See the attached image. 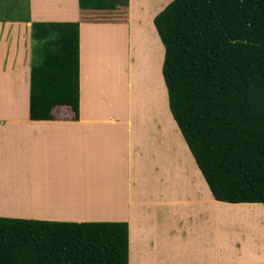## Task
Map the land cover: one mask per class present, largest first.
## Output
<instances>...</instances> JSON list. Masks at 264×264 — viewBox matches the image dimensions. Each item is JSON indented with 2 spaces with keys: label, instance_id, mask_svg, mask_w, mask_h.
<instances>
[{
  "label": "crops",
  "instance_id": "1",
  "mask_svg": "<svg viewBox=\"0 0 264 264\" xmlns=\"http://www.w3.org/2000/svg\"><path fill=\"white\" fill-rule=\"evenodd\" d=\"M27 1L24 21L0 0V216L127 221L128 264H264V202L216 200L169 124L153 18L171 0ZM32 21L76 39L77 109L51 120L29 118Z\"/></svg>",
  "mask_w": 264,
  "mask_h": 264
},
{
  "label": "trees",
  "instance_id": "2",
  "mask_svg": "<svg viewBox=\"0 0 264 264\" xmlns=\"http://www.w3.org/2000/svg\"><path fill=\"white\" fill-rule=\"evenodd\" d=\"M153 22L169 111L211 194L264 202V0H171ZM71 25L31 22L32 120L77 109ZM128 245L127 221L0 216V264H128Z\"/></svg>",
  "mask_w": 264,
  "mask_h": 264
},
{
  "label": "rangeland",
  "instance_id": "3",
  "mask_svg": "<svg viewBox=\"0 0 264 264\" xmlns=\"http://www.w3.org/2000/svg\"><path fill=\"white\" fill-rule=\"evenodd\" d=\"M25 2H24V4H23V6L25 7V5H26V0H24ZM29 12V11H28ZM6 13V15L8 16L10 13H11V11H6L5 12ZM12 13H14L13 11H12ZM29 14V13H28ZM18 16V17H23V16H25V14L23 13V11H18V12H16V14H10V16L11 17H14V16ZM23 15V16H22ZM9 16V17H10ZM29 16V15H28ZM17 17V18H18ZM24 20V19H23ZM29 20V18H27L26 20H24V21H28ZM25 48L27 49V47H28V45H29V43H28V40L27 39H25ZM6 109V108H5ZM58 112H59V110H57ZM2 113H4V112H2ZM171 116V117H170ZM170 118H172V120H173V117H172V115H171V113H170V111H169V107H168V120L170 121L169 122V124L170 123H172V121H171V119ZM173 122L175 123V121L173 120ZM169 124H168V127H170L169 126ZM173 124V123H172ZM175 125H177L176 123H175ZM168 130H172V127L171 128H168ZM177 130H178V132H179V135L181 136V134H180V131H179V129L177 128ZM182 138V137H181ZM188 149V148H187ZM185 184H187V183H184L183 185H185ZM176 189H179V191H177ZM169 190H172V189H169ZM173 191H175V192H177V194H180V193H182V189L181 188H175V189H173ZM180 192V193H179Z\"/></svg>",
  "mask_w": 264,
  "mask_h": 264
},
{
  "label": "bare ground",
  "instance_id": "4",
  "mask_svg": "<svg viewBox=\"0 0 264 264\" xmlns=\"http://www.w3.org/2000/svg\"><path fill=\"white\" fill-rule=\"evenodd\" d=\"M186 164H188V174H189V176H188V178H186L187 180H191L192 182L193 181H195V182H197L196 181V179H195V176L193 175V173H192V171H191V169H193V167L190 165V160L186 163Z\"/></svg>",
  "mask_w": 264,
  "mask_h": 264
}]
</instances>
